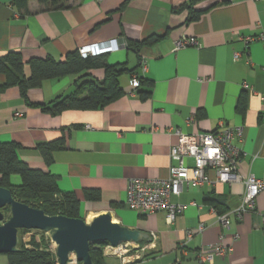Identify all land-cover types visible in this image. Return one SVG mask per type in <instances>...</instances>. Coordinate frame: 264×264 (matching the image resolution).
I'll use <instances>...</instances> for the list:
<instances>
[{"label": "crops", "instance_id": "1", "mask_svg": "<svg viewBox=\"0 0 264 264\" xmlns=\"http://www.w3.org/2000/svg\"><path fill=\"white\" fill-rule=\"evenodd\" d=\"M188 1L68 0L65 8L47 10L29 0L27 10H20L13 0H0V56L19 51L25 74L31 58L57 60L84 44L114 39L140 44L149 38L139 53L127 48L103 53L108 64L126 70L118 76L121 95L100 109L52 114L39 104L73 92L86 78L102 81V68L44 80L27 91L32 103L17 86H4L0 74V142H17L19 158L54 175L60 191L74 192L83 214L108 212L115 222L146 231L147 256L125 264H174L177 258L179 264H199L196 253L217 243L232 250L215 256L214 264H264V189L240 221L232 210L244 184L212 182V169L206 171L211 181L184 184L171 198L183 209L170 224L163 212L144 215L126 204L130 178L168 176L173 128L191 134L216 130L221 122L243 126L242 139L232 141L242 152L238 170L264 181V42L245 44L238 37L264 34V0H201L194 5L201 10L195 20H188ZM180 36H194L200 46L174 51ZM235 51L241 54L237 60ZM140 55L147 61L146 82L131 94L130 74L141 75ZM61 137L63 146L46 162L36 145ZM10 182L19 184L20 176L11 174ZM85 189L99 190L100 199L86 200ZM211 207L228 214L227 227ZM107 262L120 264L109 256ZM0 264H9L6 254L0 253Z\"/></svg>", "mask_w": 264, "mask_h": 264}, {"label": "trees", "instance_id": "2", "mask_svg": "<svg viewBox=\"0 0 264 264\" xmlns=\"http://www.w3.org/2000/svg\"><path fill=\"white\" fill-rule=\"evenodd\" d=\"M29 0H13L18 9L27 10ZM43 7L42 9H59L68 6V0H37ZM201 0H189L187 3L189 16L188 20H195L199 17L201 10L194 5ZM224 0H212V4ZM123 4L121 5V7ZM149 38L140 42L148 41ZM125 48L139 53V43L125 40ZM141 56V55H140ZM138 58V61L140 59ZM29 73L25 74V63L19 51H7L0 56V74L4 76V86H17L20 95L27 103V91L33 87H39L42 81L47 79H58L60 77L79 74L85 70L102 68L104 76L102 81L86 78L76 85L73 92L66 95H59L47 104H39L44 111L52 114L60 113L64 110H94L106 106L109 102L119 97L122 90L118 84V76L126 68L123 64H108L104 54L81 57L78 49L67 51L60 59L53 58H31L27 64ZM139 67V62H138ZM140 69V68H139ZM134 69L131 70V72ZM140 84L137 89L146 81L145 74L139 75ZM87 73L80 77H85ZM150 84V82H148ZM148 92H146L147 94ZM241 103V102H240ZM239 103V109L241 104ZM35 104V103H34ZM64 138L61 137L54 141L43 142L36 145L44 156L46 162H50L51 152L63 146ZM19 144L15 141L0 142V187L10 190L12 196L29 206L43 210L48 215L61 214L67 217H82L80 200L74 192L60 191L56 177L48 171L40 168H32L19 158ZM18 174L21 182L14 185L10 182V175ZM84 197L86 200L100 199V191L97 189H85ZM211 203H213L211 201ZM215 205V204H214ZM9 207H2L0 211L8 210ZM223 209L218 211L222 213ZM9 216V215H8ZM7 216V217H8ZM20 229L19 234L26 232ZM39 230L32 232L30 247H24L20 242V252L5 253L9 264H55L58 260L56 254H52L45 248V236L41 235L40 243L35 239V234ZM140 246L146 245L147 241L142 240ZM109 244L107 241H97L89 244V253L92 264H108L107 255L103 254L102 247ZM40 245L42 248H40ZM147 256L145 253L142 257ZM60 264V263H59ZM80 264V262H77Z\"/></svg>", "mask_w": 264, "mask_h": 264}, {"label": "built area", "instance_id": "3", "mask_svg": "<svg viewBox=\"0 0 264 264\" xmlns=\"http://www.w3.org/2000/svg\"><path fill=\"white\" fill-rule=\"evenodd\" d=\"M238 37L245 44L257 40L264 42L263 33L256 36L239 35ZM125 46L126 43L124 39H114L106 42L84 44L78 48V52L80 56L84 58L114 51L119 48H125ZM187 46L199 47L200 43L194 36H180L174 40L173 50L175 51ZM240 55L239 51H235L233 53V59H239ZM138 62L141 73L145 74L147 70V61L144 56H140ZM130 84L132 86L130 93L132 94L139 86L140 78L136 74H132L130 76ZM260 98L264 99V95L262 94ZM192 119L193 117H190L188 121ZM173 133L176 136V140L170 146L169 150L171 165L168 170V176L166 178H130L128 180L126 197V204L130 209L144 215L163 212L166 222L170 224L183 209V205L172 202L171 198L180 194L184 184L201 185L211 181L206 171L212 169L215 172V179H213L212 182H242L245 186V192L238 197L237 204L232 210L235 218L240 221L245 213L253 211L256 197L264 189V181L251 173L243 174L238 170L242 152L239 147L233 145L232 141L234 136H238L242 139L243 126H229L221 122L219 128L212 131L185 134L182 133L179 128H173ZM187 158L193 159L192 165L186 163ZM211 211L217 216L218 221L223 227L228 226L227 213H219L217 209L213 207H211ZM262 222L264 223V216H262ZM202 228L203 224L200 223L199 230ZM32 232H34L33 229L20 235V242L23 243L24 247H30L29 242ZM188 234L190 235V232ZM41 235L45 236L46 250L50 251L52 254H56V245L46 232L39 230V233L35 234L37 242L40 243ZM127 244L130 243H123L115 247L107 244L105 247L110 248L117 253L118 256H121L123 252L120 249ZM183 245L184 244H181L180 250L184 254ZM40 248H42L41 245ZM140 248L142 250L145 249V245L140 246ZM231 250V246L217 243L201 249L196 253V256L199 264H214L215 256L229 254ZM109 253L110 252H108V254ZM104 254L107 255L106 253ZM142 256L143 254L140 255V257ZM179 262L180 259L177 258L174 264H179ZM125 263L127 262L124 260L120 262V264ZM55 264H59V261L56 260ZM66 264H77L74 254L73 258L69 256Z\"/></svg>", "mask_w": 264, "mask_h": 264}, {"label": "water", "instance_id": "4", "mask_svg": "<svg viewBox=\"0 0 264 264\" xmlns=\"http://www.w3.org/2000/svg\"><path fill=\"white\" fill-rule=\"evenodd\" d=\"M6 206L9 207V216L5 220L0 211V221H3L0 223V253L3 254L21 251L20 229L46 232L56 245L60 264H66L71 253L80 264H92L89 253L92 242L107 241L115 247L123 243L151 241L146 231L115 222L108 212L95 215L89 221L82 217L48 215L16 200L9 189L0 187V208Z\"/></svg>", "mask_w": 264, "mask_h": 264}, {"label": "rangeland", "instance_id": "5", "mask_svg": "<svg viewBox=\"0 0 264 264\" xmlns=\"http://www.w3.org/2000/svg\"><path fill=\"white\" fill-rule=\"evenodd\" d=\"M2 214L4 216V220L7 218V216L9 215V209L8 210H4L2 211ZM94 214L93 213H84V219H86V221L91 220L92 216ZM3 221H0V223H2ZM23 234V233H22ZM41 239V237H40ZM46 242V239H45ZM130 244H134V245H130ZM127 244L126 246H122L121 247V251L123 252V254H121V256H118L117 253H115L113 250H111L110 248H106L105 246L102 247V252L103 254L106 253L107 256L115 258L117 261L120 260L121 261H125V262H130V261H134L137 258L140 257L141 254H145L147 252V248L145 249H141L140 245L135 246V243H130ZM108 252H110L108 254Z\"/></svg>", "mask_w": 264, "mask_h": 264}, {"label": "bare ground", "instance_id": "6", "mask_svg": "<svg viewBox=\"0 0 264 264\" xmlns=\"http://www.w3.org/2000/svg\"><path fill=\"white\" fill-rule=\"evenodd\" d=\"M70 257L73 258V253L70 254Z\"/></svg>", "mask_w": 264, "mask_h": 264}]
</instances>
